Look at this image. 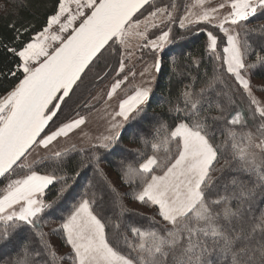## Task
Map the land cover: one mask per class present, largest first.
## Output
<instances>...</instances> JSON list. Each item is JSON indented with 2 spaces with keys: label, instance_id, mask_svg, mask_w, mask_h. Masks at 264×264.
<instances>
[{
  "label": "snow or ice",
  "instance_id": "obj_1",
  "mask_svg": "<svg viewBox=\"0 0 264 264\" xmlns=\"http://www.w3.org/2000/svg\"><path fill=\"white\" fill-rule=\"evenodd\" d=\"M211 3H186L179 28L206 35V50L218 62L212 75L199 89L185 85L170 103L168 119L153 128L151 143L141 138L146 146L150 143L151 155L141 152L138 164L120 162V179L133 186L129 195L156 208L160 219L148 218L145 227L106 221L94 210L96 193L85 190L52 230L62 233L70 248L66 255H58L44 232L50 221L43 217L59 208L87 167L106 179L96 150L114 151L125 124L147 105L153 72L160 71L161 55L173 43L177 3L155 7L154 0H56L38 31H32L31 23H10L11 39L6 43L0 37V50L13 58L12 67L0 69V81H15L0 95V178L7 180L0 188V243H12L24 229L36 238H21L12 264H34L42 253L50 257L45 264H264V208L257 211L253 199L264 188V97L254 91L264 92V85L252 80L264 68V27L258 34L247 27L264 13V0ZM145 50L153 62L144 61ZM109 51L119 57L118 78L105 94L101 118L107 127L90 144L91 155L81 158L73 176L56 174L69 149L29 160L35 148L47 150L86 123L77 113L53 126L84 75ZM250 56L255 57L251 62ZM133 58L142 62L139 73L135 64L126 63ZM137 75L140 84L117 98L121 86ZM48 160L54 162L52 171L36 170ZM18 169L25 174L16 175ZM226 171L234 174L218 184L213 173ZM55 183L61 186L49 200L47 192ZM117 196L123 217L128 209Z\"/></svg>",
  "mask_w": 264,
  "mask_h": 264
},
{
  "label": "trees",
  "instance_id": "obj_2",
  "mask_svg": "<svg viewBox=\"0 0 264 264\" xmlns=\"http://www.w3.org/2000/svg\"><path fill=\"white\" fill-rule=\"evenodd\" d=\"M56 5V0H0V37L4 38L7 43L11 39L13 33L9 30L10 23H16L17 26L31 23L35 27L32 31H38L41 25L44 23L45 17L51 14ZM248 28H254L256 33H260L262 27H264V13H258L254 18H251L247 22ZM255 36L252 37L254 39ZM25 40L28 36L25 35ZM162 67L155 79V86L150 95V99L145 106L144 110L137 115L136 118L130 120L124 127L119 141L115 146L114 151L106 152L103 149L96 150L101 156L100 167L104 170L106 179L98 175L94 167H87L76 177L75 185L67 195L70 201L79 199V195L85 190L96 193V204L94 205L95 212L105 218L107 221L111 219L116 221L120 219L123 223L132 222L137 226H148L150 221L148 218L155 216L159 220L158 215L154 213L156 209L151 213L141 211L131 205L132 199L129 193L132 190V185L125 184L119 177V169L121 167V161L132 162L138 164L142 162L140 159V153L143 152L146 155H151L152 150L150 143L152 141L153 128L162 119H168L166 113L170 106V103H175L179 97L180 92L187 84H193L196 89H199L206 82L207 77L213 73V67L218 62L214 57L206 50V39L203 33H197L196 29H188L185 32L178 33L173 38V43L162 53ZM249 62L255 59L254 56H250ZM13 58L8 56L3 50H0V69L12 67ZM106 63L102 59L96 62V67L93 72L86 77V83L82 79L79 82L78 87L75 88L71 98L62 106L58 117V120L65 121L70 118L78 110H69L74 103L79 102L81 97L86 93L89 86V82L95 78V74H99V69ZM94 76V77H93ZM258 79L264 80V68H259L253 75ZM14 80L0 81V95H3L5 90L14 84ZM79 112V111H78ZM212 115H216L215 112ZM147 139L150 143L146 146L142 139ZM222 139L220 134H217L216 142L219 143ZM69 148L68 156L65 158V164L63 170H57V175L73 176L76 171L79 170V162L82 157H88L91 155L90 146H75V150ZM83 149V151H81ZM228 153H224L219 163L216 165L219 168L223 162L225 156ZM54 162L48 160L44 161L42 165L38 166L36 170L47 173L52 171ZM108 173H112L119 181V185H115L111 182ZM234 173L225 172L223 175L220 173H213L214 176L219 177L218 184L226 183ZM241 179L249 181L251 185V179L247 175H242ZM69 184L73 181L70 179ZM60 183H55L49 187L47 192V198L53 199L57 189L60 187ZM119 198L122 199L123 204L127 206L128 211L125 212L123 217L119 216L120 206ZM66 197V198H67ZM253 199L257 203V211L259 208H264V188H259L256 191ZM71 207L66 199L59 205V208L54 211H49L43 217L44 220L49 218H59L57 212L61 213L69 212ZM139 213V215H138ZM155 226V225H153ZM123 231V227L121 228ZM23 232V233H22ZM17 237L13 238L12 243H0V256L6 254L5 260L0 259V264H12L13 260L20 252L19 244L22 242L21 238H28L35 240L36 238L31 235L28 229H24ZM108 233L110 238L113 236V229L108 227ZM17 239V242H15ZM56 239L59 247L67 246L62 239V233L56 234ZM58 247V249H59ZM9 249V252L6 251ZM39 250V249H37ZM7 252V253H6ZM61 255H66L61 253ZM50 260L45 254H41L34 264H45V261ZM65 264H69L66 260Z\"/></svg>",
  "mask_w": 264,
  "mask_h": 264
},
{
  "label": "rangeland",
  "instance_id": "obj_3",
  "mask_svg": "<svg viewBox=\"0 0 264 264\" xmlns=\"http://www.w3.org/2000/svg\"><path fill=\"white\" fill-rule=\"evenodd\" d=\"M171 2H172V0H154V6L160 7V6H164V5H169V4H171ZM219 2H220V0H212V3L209 6H215V4H217ZM176 3H177V11H176L177 20L175 23H173L171 25V29H172L171 39L172 40L176 34L186 31L185 29L179 28V16L183 15L184 5L186 3H191V0H176ZM146 14L147 13L145 12V15ZM161 27L163 28L164 26H161ZM200 27H205V26L201 25ZM165 30H166V28H165ZM209 30H211V29H209ZM151 31L153 33H155V35H159L158 29H153ZM220 35L222 37V34H220ZM205 39H206V35H205ZM170 45H168L165 48V50L168 49ZM54 46H56L55 43H54ZM222 46L223 45H221V48H222ZM139 55H140V53L138 52L137 56H139ZM102 59L104 60V62L106 61V63L103 66H101V68L99 69V74H95V78H93V80H91V82H89V86L87 88V91L81 97L80 101L74 103L73 106L69 108V110H71V109L72 110H78L79 112L77 111V113L85 116L87 118L86 123L84 125H82L80 129L74 130L72 133H70L67 138H59L47 150L40 148V147L35 148L31 154V156L29 157V160H36V159L43 158L45 156L50 155V153L53 151L69 149L73 145L78 146V147L90 146L91 143L95 142V137H97L101 133L105 132V128L107 127V124H106V121L101 118L103 115L102 110L104 107V99H105V94L108 91L110 85L114 82V80L116 78H118L116 70L118 69L119 57H118V55L109 51V52L104 53V55L102 56ZM153 60H154L153 55L151 53H149L148 50H145L144 61L151 63V62H153ZM126 63H129V66H131V64H135V70L137 73H139L142 69V62L136 60L135 58H133V60L131 62L126 61ZM95 67H96V62L93 64L91 70L88 71L84 75V77H83V80L85 81L84 83H86V80H85L86 77L90 74V72H93ZM157 74H158L157 72H155V71L153 72V76L155 77V79L157 77ZM98 77H100V78H98ZM155 79L153 80V82L151 84L152 90L154 89V86H155ZM252 80H253L254 85H264V80H262V79H258L256 77L252 76ZM140 82H141V78L139 77V75H137L135 79L130 78V80L128 82H126L125 84H123L121 86V89L118 90V97L117 98L122 97L125 92H128L130 94L131 87L133 85L140 84ZM254 91L256 92L257 96L264 97V92L260 91L259 89H254ZM116 102H117L116 99H114L113 101L110 102V104L113 108L116 106ZM77 113H74L70 118L66 119L65 121L75 118ZM136 117H137V115L135 116V118ZM65 121H63V122H65ZM128 122L125 124V126L128 124ZM60 123H62V120H58V121L54 122L53 126L58 125ZM160 154L163 155V152H161ZM41 173L44 174L43 172H41ZM24 174H25V172H23L19 169L16 172V175H24ZM108 175H109V178L113 184L119 185V181L115 177L114 174L108 173ZM6 183H7V180L2 178L0 180V188H3ZM70 200L71 199H68V197L66 198V201L68 202L69 206L71 207V205L74 204L76 202V200L75 201H70ZM131 205H133L135 208H137L141 211H145L147 213H151L152 211H154L153 210L154 207H150V206L138 203L136 201L131 202ZM70 210L71 209H69V211ZM155 211H157V209ZM67 214H68V212L61 213L60 211H58L57 215H59V218L58 217L57 218H49V219L46 218V220H48L50 222L47 224H44V227H43L44 232L49 234V238L51 240V243L55 246V250L57 251L58 255H61V253L68 254L70 252V248H69V246L59 247L58 243H57V239H56V233H54L52 230L56 229L58 227V225L61 223V215L66 216ZM154 214L156 215V212ZM158 218H159V216H158ZM15 242H17V239H15ZM19 246H20V244H19ZM58 247H59V249H58ZM6 251L9 252V249L6 248ZM6 256H7L6 254L1 255L0 259L5 260Z\"/></svg>",
  "mask_w": 264,
  "mask_h": 264
},
{
  "label": "water",
  "instance_id": "obj_4",
  "mask_svg": "<svg viewBox=\"0 0 264 264\" xmlns=\"http://www.w3.org/2000/svg\"><path fill=\"white\" fill-rule=\"evenodd\" d=\"M168 46V45H167ZM166 46V47H167ZM161 59H163V57H162V55H161ZM161 67H162V64H161ZM157 73H159V72H157ZM124 130V128L121 130V132ZM2 178H0V180H1Z\"/></svg>",
  "mask_w": 264,
  "mask_h": 264
}]
</instances>
